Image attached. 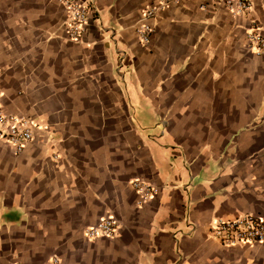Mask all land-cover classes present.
I'll use <instances>...</instances> for the list:
<instances>
[{
    "label": "crops",
    "instance_id": "1",
    "mask_svg": "<svg viewBox=\"0 0 264 264\" xmlns=\"http://www.w3.org/2000/svg\"><path fill=\"white\" fill-rule=\"evenodd\" d=\"M0 0V94L29 118L20 154L0 143V264H264V242L224 247L217 219L264 221V0ZM156 8L141 45L136 27ZM159 193L140 203L131 182ZM113 238L89 240L103 218Z\"/></svg>",
    "mask_w": 264,
    "mask_h": 264
},
{
    "label": "built area",
    "instance_id": "2",
    "mask_svg": "<svg viewBox=\"0 0 264 264\" xmlns=\"http://www.w3.org/2000/svg\"><path fill=\"white\" fill-rule=\"evenodd\" d=\"M67 11L65 23L67 37L78 42L86 31L91 14L89 6L72 0H60ZM223 6L234 17L247 15L251 11L250 0H221ZM160 0V7L166 6ZM156 8L145 9L136 27V35L141 45H148L154 31L152 20ZM248 48L256 55H264V37L256 26L247 32ZM2 69H0V75ZM34 123L31 119L6 113L2 107L0 94V143L10 146L16 154L22 153L33 138ZM133 190L139 195L140 203L159 193V189L147 182L135 179L131 182ZM117 225L112 218H103L93 226L86 227L84 236L89 240L113 238ZM210 237L224 247L255 245L264 242V221L252 214H242L232 219H217L211 227Z\"/></svg>",
    "mask_w": 264,
    "mask_h": 264
}]
</instances>
